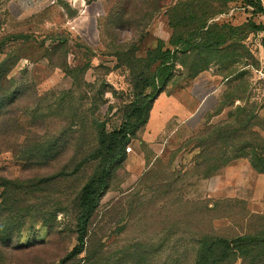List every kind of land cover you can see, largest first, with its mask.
Instances as JSON below:
<instances>
[{
  "label": "rangeland",
  "instance_id": "1",
  "mask_svg": "<svg viewBox=\"0 0 264 264\" xmlns=\"http://www.w3.org/2000/svg\"><path fill=\"white\" fill-rule=\"evenodd\" d=\"M193 4L241 28L215 50H180L165 89L145 91L150 117L100 201L92 264H190L197 233L264 232V173L250 162L264 166V31L249 25L264 14L248 0H0V264H63L97 134L128 117L148 50L174 49L169 21ZM220 133L222 160L197 166L199 136ZM237 149L248 157L225 163Z\"/></svg>",
  "mask_w": 264,
  "mask_h": 264
},
{
  "label": "trees",
  "instance_id": "2",
  "mask_svg": "<svg viewBox=\"0 0 264 264\" xmlns=\"http://www.w3.org/2000/svg\"><path fill=\"white\" fill-rule=\"evenodd\" d=\"M248 1L254 13L264 14V6L261 0ZM202 6H195L194 4L185 6L184 12L175 15L178 16L176 19H170L169 24L173 29L170 44L174 46V49L165 48L163 42L159 40L155 48L148 50L147 56L144 58L146 67L137 77L135 87L138 93L136 99L131 103L128 117L119 128L112 131H108L104 126L100 128L97 134L98 143L87 160L89 163L96 164L95 169L84 182L76 198L75 224L77 243L64 258L63 264L82 254H84V264L93 263L95 246L92 234L96 235V229L94 231L92 226L97 216L96 212L100 201L108 190L114 168L125 159L126 147L131 138L136 135L141 127L146 125L150 117L153 95L152 93H145V91L149 88L157 91L165 89L173 75V69L176 66L175 58L180 50L187 51L192 46H197V48L205 51L215 50L225 44L228 39H232L234 31L241 28L229 24H208L209 16H197L196 14L198 10L206 12ZM173 11L175 10L173 9ZM194 21H197V23H194ZM249 25L252 29L264 31V23L255 24L251 21ZM180 27L187 28V30L180 32L178 30ZM193 31L200 35V41H195ZM155 64H157L156 68L152 69ZM6 70V62H4L0 65V83L5 78ZM221 133L215 139L206 137V134L199 136L201 150L194 157V162L197 166L206 167L205 169H207L209 168V163L216 164L222 160V158L216 159L215 154L217 151L212 144L222 141ZM238 136L237 131H235V138ZM228 138L229 135L225 132V143ZM228 153L236 155L226 158ZM239 153L238 149L231 152L225 150V163L233 159L248 157L244 153ZM218 154H221V152H218ZM255 158L256 161L259 160L257 155H255ZM261 160L264 162V158ZM250 162L255 170L264 173V166H261V163L258 165L254 159H250ZM54 177L56 175L44 178L40 182L48 183ZM196 235H198L196 243L186 252V255L192 254L190 264H264V232H246L232 237L216 234L215 232H201ZM131 255V253H128V255L123 254L119 259L122 260L124 257L127 259ZM176 263V260L175 262L173 260L168 264ZM111 264L122 263L117 260ZM177 264H183L182 260Z\"/></svg>",
  "mask_w": 264,
  "mask_h": 264
},
{
  "label": "built area",
  "instance_id": "3",
  "mask_svg": "<svg viewBox=\"0 0 264 264\" xmlns=\"http://www.w3.org/2000/svg\"><path fill=\"white\" fill-rule=\"evenodd\" d=\"M58 0H52V3H55V2H57Z\"/></svg>",
  "mask_w": 264,
  "mask_h": 264
},
{
  "label": "crops",
  "instance_id": "4",
  "mask_svg": "<svg viewBox=\"0 0 264 264\" xmlns=\"http://www.w3.org/2000/svg\"><path fill=\"white\" fill-rule=\"evenodd\" d=\"M261 1H262L263 6H264V0H261Z\"/></svg>",
  "mask_w": 264,
  "mask_h": 264
}]
</instances>
